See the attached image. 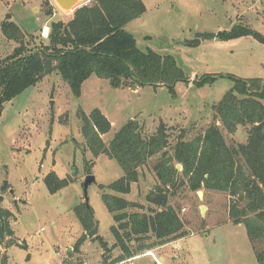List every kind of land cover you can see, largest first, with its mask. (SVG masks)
<instances>
[{"label": "rangeland", "instance_id": "1", "mask_svg": "<svg viewBox=\"0 0 264 264\" xmlns=\"http://www.w3.org/2000/svg\"><path fill=\"white\" fill-rule=\"evenodd\" d=\"M82 1L76 7L85 4L86 0ZM143 2L146 12L128 23L126 31L135 37L140 50L172 55L189 82H178L173 94L166 86L129 83L116 88L109 79L92 74L82 84L80 96H75L69 84L54 72L7 101L0 113V209L11 212L8 221L14 235L2 242L0 264L5 257L7 264L103 262L104 250L98 240L88 238L79 253L73 250L84 234L74 209L85 202L88 172L96 176L88 188V200L99 223L98 233L110 247L115 243L111 231L114 215L102 194L114 193L107 187L120 179L124 170L115 159L105 154L95 157L87 148L78 117L81 109L90 114L99 108L112 122L111 130L102 135L107 145L131 120L138 121L146 134L156 132L164 122L173 128L168 148L172 152L183 131L190 140L214 122L221 124L212 107L234 86L235 78L264 80V43L252 35L231 40L219 36L235 25L264 34V0ZM51 8L54 13L48 15ZM74 10H63L54 0H0L2 56L12 54L19 45L5 37L4 22H15L25 33L28 47L35 49L49 43L44 36L45 25L69 21ZM8 15L11 18L7 20ZM203 76H216V80L195 85L194 80ZM249 127L240 126L235 134L223 129L227 143H246ZM159 159L157 154L139 168V180L123 195L126 199L151 206L146 197L159 183L153 170ZM52 171L61 178L70 177L72 182L50 193L45 177ZM5 181L8 187L3 189ZM200 190L204 195H199ZM171 193L169 201L187 234L167 245V250H152L166 253L164 264H259L256 251L264 250V238L253 243L246 227L232 222L228 192L193 191L183 184ZM202 205L206 206L204 212ZM120 253L119 248L112 250L110 259ZM144 254L134 263L157 264ZM122 264L130 263L126 260Z\"/></svg>", "mask_w": 264, "mask_h": 264}, {"label": "trees", "instance_id": "2", "mask_svg": "<svg viewBox=\"0 0 264 264\" xmlns=\"http://www.w3.org/2000/svg\"><path fill=\"white\" fill-rule=\"evenodd\" d=\"M145 12L143 0H90L75 8L69 21H53L48 45L35 49L28 47L25 33L15 22H4L5 37L19 45L5 57L0 52V113L7 101L54 72L62 76L75 96H80L82 84L92 74L109 79L116 88L129 83L166 86L175 94L178 82L190 80L176 59L153 50H140L135 37L125 29ZM47 13L53 15L54 11L51 8ZM246 35L264 43V34L243 25L219 33L224 40ZM215 80L216 76H203L195 79L194 84L203 86ZM234 81V86L212 107L216 121L221 124L214 122L190 140L183 131L172 152L168 148L173 128L164 122L156 132L146 134L138 121L131 120L107 145L102 135L112 128L108 117L99 108L90 114L79 111L87 148L95 157L105 154L115 159L124 175L108 185L107 189L114 193L102 194L114 215L111 231L115 243L110 247L99 235L93 208L84 202L74 209L84 228V234L73 247L75 252L79 253L83 243L93 238L100 241L104 250L101 264H120L185 236L184 222L169 201L171 192L183 184L193 191L228 192L232 222L244 225L253 243L264 238V80L235 78ZM240 126H250L247 142L229 145L223 129L235 134ZM157 154L160 159L153 170L159 183L146 197L151 206L129 201L123 195L130 193L131 184L139 180V168ZM177 164H182V171H178ZM71 182L70 177L61 178L55 171L45 177L50 193ZM131 208L135 210L129 211ZM11 216L10 211L0 210V251L2 242L14 235L8 221ZM116 248L121 250L120 255L110 259ZM256 255L258 263L264 264V250H257ZM2 264H7V257Z\"/></svg>", "mask_w": 264, "mask_h": 264}, {"label": "water", "instance_id": "3", "mask_svg": "<svg viewBox=\"0 0 264 264\" xmlns=\"http://www.w3.org/2000/svg\"><path fill=\"white\" fill-rule=\"evenodd\" d=\"M57 5L63 9V10H66V11H72L75 9V7L80 3L81 0H54ZM11 18V15H8L7 16V20ZM212 36H216L215 33H212L211 34ZM177 169L178 171H182L183 170V166L182 164H177ZM96 181V176L93 175V174H88L85 178V181H84V191H85V203L87 204V206L89 207V200H88V188L91 184H93L94 182ZM8 187V182L5 181L4 182V186H3V189L7 188ZM202 192L203 191H199V195L202 196ZM204 193V192H203ZM3 197L0 196V202L2 201ZM1 210V209H0ZM206 210V206L202 205L201 206V211L204 212ZM2 223H4V220L3 218L1 219ZM72 249V248H71ZM70 249V250H71Z\"/></svg>", "mask_w": 264, "mask_h": 264}, {"label": "crops", "instance_id": "4", "mask_svg": "<svg viewBox=\"0 0 264 264\" xmlns=\"http://www.w3.org/2000/svg\"><path fill=\"white\" fill-rule=\"evenodd\" d=\"M83 2H85V0H83L82 1V3ZM90 2V0H86V2H85V4H87V3H89ZM81 3V4H82ZM84 4V3H83ZM74 14V13H73ZM46 28L48 29V33H47V35H46ZM49 32H50V26L49 25H45V27H44V36L45 37H47L48 35H49ZM179 239H181V238H178V239H175V240H173V241H171V242H168V243H166V244H164L163 246H159V247H161V248H165V250H167V245H169V244H171L172 242H174V241H177V240H179ZM159 247H156V248H154V249H157V248H159ZM117 249V248H116ZM81 251V250H80ZM154 254H155V256H159L160 258V260L162 261V262H165V255H166V253H165V255H160V252L159 251H155V252H153ZM143 255V254H142ZM144 255H146V254H144ZM148 256H151V255H148ZM139 256H137L136 258H138ZM152 257V256H151ZM155 260V259H154ZM166 264V263H165Z\"/></svg>", "mask_w": 264, "mask_h": 264}, {"label": "built area", "instance_id": "5", "mask_svg": "<svg viewBox=\"0 0 264 264\" xmlns=\"http://www.w3.org/2000/svg\"><path fill=\"white\" fill-rule=\"evenodd\" d=\"M7 1H10V0H7ZM145 254H146V255H151V256L155 259V261H156L157 264H164L159 258H157V257L155 256V254L153 253V251H148V252H146ZM135 258H136V257H133V258L127 260V261H128L130 264H135V263H134V259H135ZM120 264H122V263H120Z\"/></svg>", "mask_w": 264, "mask_h": 264}, {"label": "bare ground", "instance_id": "6", "mask_svg": "<svg viewBox=\"0 0 264 264\" xmlns=\"http://www.w3.org/2000/svg\"><path fill=\"white\" fill-rule=\"evenodd\" d=\"M47 33H48V29L46 28V35H47ZM202 195H204V193L202 192Z\"/></svg>", "mask_w": 264, "mask_h": 264}]
</instances>
